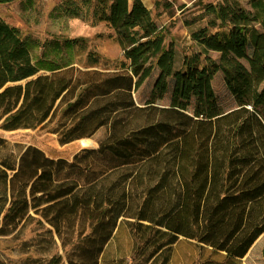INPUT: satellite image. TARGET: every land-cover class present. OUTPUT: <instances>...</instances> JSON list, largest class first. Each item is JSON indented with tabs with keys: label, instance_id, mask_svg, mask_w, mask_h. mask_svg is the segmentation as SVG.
<instances>
[{
	"label": "trees",
	"instance_id": "obj_1",
	"mask_svg": "<svg viewBox=\"0 0 264 264\" xmlns=\"http://www.w3.org/2000/svg\"><path fill=\"white\" fill-rule=\"evenodd\" d=\"M93 2L123 50L120 71L35 61L21 31L0 17V128L51 127L62 145L108 129L98 148L71 161L35 146L0 156V236L46 223L71 245L68 264H100L129 221L151 262L164 255L166 264L180 238L224 256L210 264L243 260L264 235V0H249L250 11L236 0L204 5L209 18L191 34L201 51L181 68L142 0H82L72 16ZM154 70L150 99L139 105L134 93ZM218 73L237 103L228 112L212 86ZM167 94L170 105L160 106Z\"/></svg>",
	"mask_w": 264,
	"mask_h": 264
},
{
	"label": "rangeland",
	"instance_id": "obj_2",
	"mask_svg": "<svg viewBox=\"0 0 264 264\" xmlns=\"http://www.w3.org/2000/svg\"><path fill=\"white\" fill-rule=\"evenodd\" d=\"M131 1V0H130ZM149 7L157 24L166 32V44L172 43L177 53L176 67L181 68L184 57L201 48L192 40V32L205 26L208 16L203 6L223 4L227 0H143ZM250 11L249 0H236ZM82 0H17L1 6L0 17L9 25L18 28L31 45L32 56L36 60L48 56L58 64H73L83 70L104 72L120 71L124 60L123 50L114 31L104 22L96 20L94 2L82 9L81 17L74 18L71 10ZM80 39L73 49L65 46L67 40ZM213 59L218 54L210 53ZM136 93L134 98L139 105L149 99L158 71L154 70ZM45 73V72H41ZM212 86L218 98L220 109L228 112L237 107L235 98L227 89L223 76H214ZM160 106L170 105V94L158 101ZM51 127L36 130L7 132L0 128V140L6 147L0 156L18 154L26 147L35 146L53 159H71L83 149H96L108 135L107 128H101L91 140L93 146L81 147L79 141L62 145L59 137L50 132ZM23 226V225H22ZM49 226L36 223L25 224L10 236H0V264H48L54 256H61L63 264H68L66 253L71 245L63 244L57 236L47 233ZM68 242V239L65 243ZM131 233L129 221L121 223L115 235L106 246L101 264H163V257L150 260V253ZM145 246V245H144ZM264 236L243 260L235 264H264L262 250ZM33 261V262H32ZM36 261V262H35ZM224 262L223 255H212L210 250L201 249L194 241L180 238L173 245L166 264H210Z\"/></svg>",
	"mask_w": 264,
	"mask_h": 264
},
{
	"label": "bare ground",
	"instance_id": "obj_3",
	"mask_svg": "<svg viewBox=\"0 0 264 264\" xmlns=\"http://www.w3.org/2000/svg\"><path fill=\"white\" fill-rule=\"evenodd\" d=\"M79 144L81 147H90V146H93L94 142L86 139V140L79 141Z\"/></svg>",
	"mask_w": 264,
	"mask_h": 264
},
{
	"label": "crops",
	"instance_id": "obj_4",
	"mask_svg": "<svg viewBox=\"0 0 264 264\" xmlns=\"http://www.w3.org/2000/svg\"><path fill=\"white\" fill-rule=\"evenodd\" d=\"M143 1V0H142ZM144 2V1H143ZM14 3V2H13ZM10 4H12V3H10ZM144 4H145V2H144ZM4 5H9V4H0V10H1V6H4ZM146 5V4H145ZM147 6V5H146ZM147 8L149 9V7L147 6ZM1 16V15H0ZM115 235V234H114ZM264 235H262L258 240H257V242L254 244V246L251 248V250H250V252L252 251V249H254V247L258 244V242L260 241V239H262V237H263ZM250 252L248 253V254H250ZM247 254V255H248ZM102 258V257H101ZM100 264H101V261H100Z\"/></svg>",
	"mask_w": 264,
	"mask_h": 264
},
{
	"label": "water",
	"instance_id": "obj_5",
	"mask_svg": "<svg viewBox=\"0 0 264 264\" xmlns=\"http://www.w3.org/2000/svg\"><path fill=\"white\" fill-rule=\"evenodd\" d=\"M83 140H86V139H83ZM85 148V147H84Z\"/></svg>",
	"mask_w": 264,
	"mask_h": 264
}]
</instances>
